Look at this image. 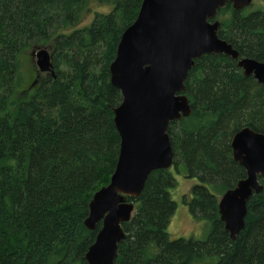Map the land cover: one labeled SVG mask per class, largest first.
Segmentation results:
<instances>
[{
	"label": "trees",
	"instance_id": "obj_1",
	"mask_svg": "<svg viewBox=\"0 0 264 264\" xmlns=\"http://www.w3.org/2000/svg\"><path fill=\"white\" fill-rule=\"evenodd\" d=\"M142 1L0 0V264H89L86 253L102 227L86 226L89 203L110 183L121 141L114 109L122 93L110 65ZM94 2L107 12L93 10ZM244 10L228 2L211 21H221L219 36L241 57L264 62V10ZM46 41L56 75L41 74L24 97V54ZM184 92L192 113L170 123L173 163L199 180L184 201L211 230L205 240L170 236L177 179L171 169L154 170L141 195L129 197L135 212L122 224L126 237L114 264H264V191L248 202L237 240L218 206L247 176L233 158L232 137L243 127L264 133V85L237 59L208 53L195 60Z\"/></svg>",
	"mask_w": 264,
	"mask_h": 264
},
{
	"label": "water",
	"instance_id": "obj_2",
	"mask_svg": "<svg viewBox=\"0 0 264 264\" xmlns=\"http://www.w3.org/2000/svg\"><path fill=\"white\" fill-rule=\"evenodd\" d=\"M254 0H143L136 20L122 33L116 57L110 65L111 83L122 93L114 109L120 134V150L110 183L100 188L89 203L85 220L99 230L86 253L89 264H114L125 239L123 223L132 219L135 203L150 173L174 167V150L168 133L170 123L188 117L192 105L185 81L195 60L204 54H226L238 60L246 76L264 85V62L241 57L219 36V9L231 3L243 10ZM32 55L41 73L56 75L49 49ZM232 155L247 176L227 190L218 203L221 220L233 240L246 226L248 202L264 191V133L243 127L232 137Z\"/></svg>",
	"mask_w": 264,
	"mask_h": 264
},
{
	"label": "rangeland",
	"instance_id": "obj_3",
	"mask_svg": "<svg viewBox=\"0 0 264 264\" xmlns=\"http://www.w3.org/2000/svg\"><path fill=\"white\" fill-rule=\"evenodd\" d=\"M91 7L93 10L97 8L99 9L95 11L107 12V10H105L107 8L106 7L104 8V5H102V3L100 2L92 3ZM257 9L264 10V0H254L253 4L251 6L246 7L244 11L247 14ZM93 16L94 13L86 14L80 23L88 24V21L92 20ZM66 30H70V29H65L63 31ZM37 46L40 48L49 49V51L52 54L53 46L51 42L46 41L42 45H37ZM35 47L36 46L34 45L29 46L26 49L23 58V67L21 69L23 80H22V84L19 86V92L24 97H27L29 94H31L34 86L30 87V85H34L35 82V80L32 82L31 78L34 76V72L37 75V71H38V66L36 64V57L33 56L32 53L35 49L38 51L40 49ZM41 74L45 75V74H49V72L41 73ZM181 167H183L180 170L181 172H177L175 167L171 168L172 173L177 179V185H175V187L172 189V197L177 203V210L175 211L171 219V222L168 227V232L172 238L193 237L198 240H205L211 230L210 221H198L197 218L192 215L189 206L184 201L185 197L189 198V196L191 195L192 187L200 182L197 178L189 177L188 172L184 170L185 167L184 166ZM216 262L217 259L214 260L208 259L207 264H216Z\"/></svg>",
	"mask_w": 264,
	"mask_h": 264
},
{
	"label": "bare ground",
	"instance_id": "obj_4",
	"mask_svg": "<svg viewBox=\"0 0 264 264\" xmlns=\"http://www.w3.org/2000/svg\"><path fill=\"white\" fill-rule=\"evenodd\" d=\"M87 260V259H86ZM88 262V261H87Z\"/></svg>",
	"mask_w": 264,
	"mask_h": 264
}]
</instances>
